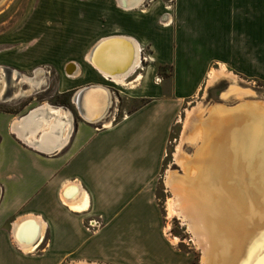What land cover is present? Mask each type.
Wrapping results in <instances>:
<instances>
[{
  "label": "crops",
  "instance_id": "obj_1",
  "mask_svg": "<svg viewBox=\"0 0 264 264\" xmlns=\"http://www.w3.org/2000/svg\"><path fill=\"white\" fill-rule=\"evenodd\" d=\"M42 2L44 12L52 16V0ZM58 3L61 4V23L63 30H66V38L71 39L70 27L74 23L81 29L82 45L78 42V46L89 43L87 41L91 35L87 32L85 34V31L94 24L100 26V22L133 20V15L125 11L130 9L122 7L127 2L125 5L120 0L79 1L75 6L72 2L66 5L63 0L55 4ZM174 5L181 29L194 39L229 37L233 34L256 39L264 14V0H175ZM158 15L150 12L137 16V24H142L138 37L103 29L94 35L96 42L85 55V74H81L84 64L79 60L68 61L64 65L67 71V66L74 62L77 74H69L68 71L66 74L78 79L69 82L62 77L60 82V85L66 86V93L76 89L71 95L75 108L71 110L62 107L70 112L71 129L62 134L59 143L62 147L56 151L50 152L51 144L40 142L36 146L19 136L16 130H20V133L26 131L16 125L17 120L29 111L25 115L16 114L0 106V264H20V258H27L30 264H147L142 258V243L156 240L157 235L165 240L158 225L154 229V219L159 208L152 193H158V177L162 172L170 135L180 113L179 98L174 94L170 96L159 92V83L146 86L142 89V99L145 100L138 107L127 111L115 121L108 118L113 112L110 110L107 118L96 124L82 118L72 101L76 91L85 86L103 84L110 87L107 82L95 79V75L113 82L88 61L87 56L92 47L103 38L123 35L136 38L143 49L142 43L146 36H143V32L153 30L150 29V23L156 21ZM29 18L0 33L2 44H13L7 50H0V56L6 57L8 62L15 60L12 56L15 54V46L34 37V26ZM198 22L205 23L206 29L202 30ZM167 23H172L171 19L164 24ZM153 36H148L147 40L150 39L155 46L152 53L154 57L147 59L173 64L175 85L181 86L194 80L192 70L204 68L208 59L231 60L229 50L221 52L216 46L211 49L212 52L205 54L197 51L191 53L190 50L186 53L185 47L178 46L175 55L170 35L160 36L162 43L157 39L159 36ZM32 49L24 52L33 54ZM44 53L52 54L53 49L50 47ZM4 62L0 65L6 78L16 80L17 77L13 78L12 73L17 71L20 75L17 68H14L17 65L11 62L5 66ZM222 65L227 68L224 63ZM134 72L137 79L139 75V79L143 78L138 68ZM132 73L125 77V81L129 80ZM9 84L7 94L12 91L9 90ZM109 122L110 125H106ZM72 183L81 186L88 195L87 208L76 210L65 201L64 196L69 193ZM169 190L174 194L171 188ZM28 217L42 218L45 223L43 241L38 240L39 247H44L42 253H25L14 240L13 231ZM91 219L97 221V227L89 226Z\"/></svg>",
  "mask_w": 264,
  "mask_h": 264
},
{
  "label": "bare ground",
  "instance_id": "obj_2",
  "mask_svg": "<svg viewBox=\"0 0 264 264\" xmlns=\"http://www.w3.org/2000/svg\"><path fill=\"white\" fill-rule=\"evenodd\" d=\"M141 1L120 0L125 5L127 2L122 6L127 9L135 8ZM87 59L116 83H125V77L140 68L144 60L139 41L123 35L101 39ZM67 71L77 74L76 64H69ZM4 72L1 66L0 100L8 86ZM228 73L222 65L219 71L210 72L208 83ZM12 75L17 77V72ZM24 80L30 88H18L16 96L33 93L42 83L35 77H22L20 84ZM248 93L254 92L231 83L222 97L242 98ZM72 101L82 118L96 124L107 118L114 97L110 87L91 84L78 89ZM47 109L52 111L49 117L43 114ZM195 116L189 129L184 128L183 147L175 156L181 169L167 172L166 184L174 193L168 203L169 216H178L191 231L193 243L203 251V264H264V100L242 98L233 106L199 105ZM69 117L66 109L45 103L17 120L16 125L26 132L16 131L29 144L53 145L49 151L54 152L62 147V134L70 132ZM185 145L193 147V151L185 150ZM69 193L64 199L71 208L88 207V195L81 186L70 184ZM44 233L42 218L28 217L19 223L13 237L18 247L29 254L37 252Z\"/></svg>",
  "mask_w": 264,
  "mask_h": 264
},
{
  "label": "rangeland",
  "instance_id": "obj_3",
  "mask_svg": "<svg viewBox=\"0 0 264 264\" xmlns=\"http://www.w3.org/2000/svg\"><path fill=\"white\" fill-rule=\"evenodd\" d=\"M42 1L43 0H0V33L5 29L6 31L10 30L16 23L27 20L29 17V19H31L30 23H33L34 26L32 27L34 31L32 40L27 42L24 41L18 45L15 44L17 45L15 46V54L12 55L15 58L14 61L11 60L8 62L6 57L0 56V63L5 60V66H9L8 63L13 62L14 66L17 65V67L14 68H17L20 72L18 76V72L15 71L17 72V79L10 81L9 87L14 85L9 88V90H12L11 94L6 93L5 98L0 100L1 107L9 109L16 114L23 113L25 115L28 111L35 110L45 103H49L54 107L58 106L74 110L75 107H73L71 102V95L76 89L66 93L64 92L66 86L60 85V82L62 77L63 80L69 82L77 81L75 79L78 78L68 76L64 65L68 61L74 60L77 62L76 60H79L81 64H84L81 74H85V55L89 47L96 42L97 38L93 37L94 35L101 33L103 29L104 31L111 30L115 33L124 32L134 34L138 37L142 30V24H137V16L142 13L150 12L159 14L157 20L150 23V29L153 30L147 33L143 32V36L146 35L143 39L144 43H142L144 60L142 67L138 68V73H141L143 78L137 79L134 72L125 83L107 81L100 78L99 75H95V79L107 82L106 84H108L113 91V112L112 115H110L111 117H108L109 119L112 118L111 121L120 119L127 111L138 107L145 100L142 99V89L146 86L150 87L153 84L157 85L156 83H159V92L170 96L174 94V96L179 98L180 113L170 135L162 172L158 177V193H152L159 208L154 219V229H156V225H158L165 240L157 235L156 240L150 239V241L142 243L140 248H142V258L147 264H203V251L193 243L191 231L178 216H169L168 203L171 198L174 197V194H172L167 187L168 185L165 183L166 174L168 171H179L181 169L175 162V156L179 148L183 147L181 141L184 128L189 129L191 124L196 120L195 115L199 105L209 106L211 104L215 105V103L216 105L225 103L233 106L242 98L250 101L264 100V14L261 16L260 31L256 39L248 38L244 35L239 36L238 34H233L229 37L213 38L208 36L194 39L188 36V32H183V29H181L182 26H180L181 22L176 19L175 0H144L138 7L125 10L127 13L133 15L132 21L123 19L117 23L100 22V26L99 24L89 25L90 27L88 26L89 28L85 31V34L87 32L91 35L87 41L89 43L80 46L82 45L80 43V40L82 42L80 37L82 34L80 33V27L76 23L70 27L71 32L69 34L72 35L71 39L69 40L70 37L67 39L65 36L66 30H63L61 23V4H55L61 0H52V16L44 12L45 6L42 4ZM63 1L66 5L72 2L75 6L79 1L88 0ZM78 10H80V8ZM169 19H171L172 23L167 26L164 23ZM198 23H201L199 26L202 25V30L206 29L205 23ZM99 29L100 31H98ZM166 34L171 36L174 46L172 51L175 55L178 46L185 47V52L190 50L191 53L197 51L203 54L212 52L213 50L211 49L216 46L219 47L218 50L221 52L229 50L228 54L231 60L226 62L215 60L214 58L208 59L204 68L192 70V78L194 76V80L182 84L181 86L178 84L175 85L173 81L175 71L173 64H167L158 59L154 61L147 59V57H154L152 53L155 49L150 39L149 41L147 40L148 36L154 37L153 35H157L159 36L157 37L159 43H162L161 37ZM68 41L69 43H67ZM78 42L80 44L79 46L77 45ZM215 43H218V45ZM194 45L196 49L193 47ZM12 46L13 44H2V42H0V50L4 48L7 50ZM31 47L34 48L32 49L34 51L33 54H26L24 51ZM50 47L53 49V53L45 55L44 51ZM221 63L227 66L229 73L220 75L217 80L208 83L210 72L220 68ZM12 77L15 78L16 76L12 75ZM22 77H35L38 80H42L41 86L33 91V93L16 96L15 93L18 88L26 90L30 88L29 83L25 80V82L21 83L22 85L20 84ZM84 83L86 84L87 82ZM231 83H237L243 88L251 89L254 93L244 94L242 98L236 95H229V97H226L228 100L225 98L223 99L222 93ZM49 112L51 113L52 111L47 109L43 114L45 113V116L49 117ZM40 114L42 113L40 112L37 115L39 116ZM97 127L98 126H96V128ZM184 148L189 152L193 151V147L191 146L185 145ZM97 225V221L93 219L89 221V226L97 227ZM154 232H156V230H154ZM43 250L44 247H39L36 253H42ZM19 262L20 264H30L27 258H20Z\"/></svg>",
  "mask_w": 264,
  "mask_h": 264
},
{
  "label": "water",
  "instance_id": "obj_4",
  "mask_svg": "<svg viewBox=\"0 0 264 264\" xmlns=\"http://www.w3.org/2000/svg\"><path fill=\"white\" fill-rule=\"evenodd\" d=\"M6 80H7V83H9L12 80V78L7 77Z\"/></svg>",
  "mask_w": 264,
  "mask_h": 264
}]
</instances>
